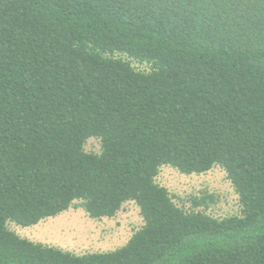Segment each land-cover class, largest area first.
<instances>
[{"label":"trees","instance_id":"16d2710c","mask_svg":"<svg viewBox=\"0 0 264 264\" xmlns=\"http://www.w3.org/2000/svg\"><path fill=\"white\" fill-rule=\"evenodd\" d=\"M164 165L221 166L241 214L178 206ZM129 201L106 252L8 227ZM0 264H264V0H0Z\"/></svg>","mask_w":264,"mask_h":264},{"label":"rangeland","instance_id":"374dc122","mask_svg":"<svg viewBox=\"0 0 264 264\" xmlns=\"http://www.w3.org/2000/svg\"><path fill=\"white\" fill-rule=\"evenodd\" d=\"M85 148L89 152L99 153L100 139L90 138ZM157 181L167 187L175 203L186 210L194 208L216 218L241 214L239 196L226 171L219 165L199 174H185L170 165H164ZM194 197L202 203L194 205ZM143 224L140 208L135 201L124 204L114 217L101 219L91 218L76 202L68 210L36 225L21 226L10 221L8 227L32 241L83 254L114 250L124 245Z\"/></svg>","mask_w":264,"mask_h":264}]
</instances>
